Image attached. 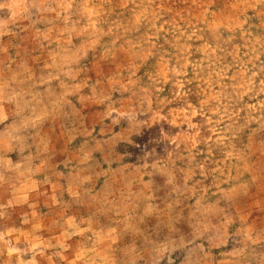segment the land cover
I'll return each instance as SVG.
<instances>
[{"label": "clouds", "instance_id": "9594fccd", "mask_svg": "<svg viewBox=\"0 0 264 264\" xmlns=\"http://www.w3.org/2000/svg\"><path fill=\"white\" fill-rule=\"evenodd\" d=\"M154 2L148 0L141 13L145 20L148 16L160 19V11L153 10ZM163 2L167 12L166 0ZM185 2L191 11L183 19L194 30L185 39H192L199 31L196 25L205 23L210 15L214 0ZM232 7L237 27L246 22L247 17L239 18L248 9L264 16V0H234ZM152 26L155 28L154 22ZM173 27L179 32L177 66L170 68L168 60L161 57L156 72H145L146 79L137 76V71L156 54L151 46L140 44L127 49L130 63L116 73L98 72L93 80H77L81 69L72 67L74 61H57L46 80L0 71V200L16 197L25 188L35 191L46 183L59 185L65 180L72 202L94 209L74 223L65 219L67 206H61L58 218L46 226V230L61 233L54 237L55 243L45 242V247L59 249L54 256L63 257L72 248L82 255L91 254L83 264H216L213 250L227 245L234 249L228 264H247L249 250L264 245V234L254 236L243 225L239 232L230 230L234 217L202 204L203 191L194 173L189 170L181 176L173 168L179 159L176 149L185 143V130L174 129L190 124L192 106L187 105L188 116L168 110V105L184 94L162 99V85L168 79L186 76L191 68L207 84L197 114L212 126L213 144L225 149L224 159L230 164L227 176L223 169L216 170L215 180L222 184L227 179L245 178L233 189L237 195L248 196L254 188L264 191V142L244 144L241 135V147L233 151L234 121L228 123L233 114L222 104L226 97L212 90L217 83L213 77L222 78L227 69L217 71L214 59L206 67L189 65L187 47L179 44L184 32ZM115 43L113 40L112 56L121 50ZM214 51L209 49V56ZM161 146H172L164 158L158 150ZM157 170L165 173L168 187L169 199L163 208L153 203L150 190L141 181L149 171ZM207 175L200 173L201 177ZM192 197L195 205L182 208L183 199ZM19 202H27V195ZM260 206L264 207V198ZM73 236L79 239L66 243Z\"/></svg>", "mask_w": 264, "mask_h": 264}, {"label": "rangeland", "instance_id": "374dc122", "mask_svg": "<svg viewBox=\"0 0 264 264\" xmlns=\"http://www.w3.org/2000/svg\"><path fill=\"white\" fill-rule=\"evenodd\" d=\"M147 3L148 0H0V71L21 72L36 80H46L57 61H74L72 67L81 69L77 80H93L98 78V72L116 73L122 65L130 63L127 49L140 44L151 46L156 54L141 63L137 71V76L146 79L145 72H156L161 57L168 60L170 68L177 66L179 32L173 27L176 26L184 32L179 44L187 47L189 65L206 67L214 59L217 71L227 69L222 78L213 77L217 83L212 90L226 97L222 104L233 114L232 121H228H234L233 131L236 132L232 150L240 149L241 135L244 144L264 142V71H261L264 68V16L258 10L248 9L239 18L243 21L247 17L246 22L237 27L239 21L232 7L234 0H214L206 22L196 25L199 31L192 39H185L194 31L183 19L191 11L185 0H166L167 12L163 11V0H155L153 10L160 11V19L156 20L151 16L145 20L141 15ZM156 29L161 30L157 32ZM105 32L108 35H104ZM113 40L115 47L121 49L117 56L111 55ZM209 49L215 50L213 56H209ZM206 88L207 84L191 68L186 76L168 79L162 85V99L171 100L177 93L184 94L169 104L168 110L188 116L187 105L192 106L190 124L184 123L174 129L185 130V143L176 149L179 159L175 160L173 168L181 176L189 170L194 173V180L203 191L202 204L234 217L230 230L239 232L243 225L254 236L262 235L264 207L260 206V200L264 198V191L254 188L248 196L237 195L233 189L245 178L240 181L227 179L222 184L215 180L216 170L223 169L227 176L230 164L224 159L225 149L213 144L212 126L204 116L197 114ZM171 147L158 149L162 158ZM201 171L209 175L201 177ZM165 180V173L160 170L149 171L141 178L143 186L151 192L153 203L161 208L169 199ZM66 188V181L61 180L59 185L46 183L35 191L25 188L16 196L13 205L7 203L11 195L0 200V250L20 254V259L28 264H83L90 253L82 255L79 250L69 248L63 257H57L53 253L59 249L45 247V242L55 243L54 237L61 235L46 230V226L58 218L56 213L62 205L67 206L65 219H73L74 223L94 211L86 205L73 203ZM25 194L27 202H19ZM195 203V197L183 199L181 207L188 209ZM105 222L110 221L105 219ZM78 239L73 236L66 243L72 244ZM213 251L216 264H228L234 249L222 245ZM5 260L12 258L5 256ZM246 261L247 264L264 261V245L250 249Z\"/></svg>", "mask_w": 264, "mask_h": 264}, {"label": "crops", "instance_id": "0c3cea01", "mask_svg": "<svg viewBox=\"0 0 264 264\" xmlns=\"http://www.w3.org/2000/svg\"><path fill=\"white\" fill-rule=\"evenodd\" d=\"M17 197L10 196V199L7 200V203H10L11 205L14 204V201ZM11 208V207H10ZM5 250H0V264H28L29 262L20 259V254H15L13 252L7 254L4 253ZM7 251V250H6ZM5 256L12 258L11 261L5 260Z\"/></svg>", "mask_w": 264, "mask_h": 264}]
</instances>
